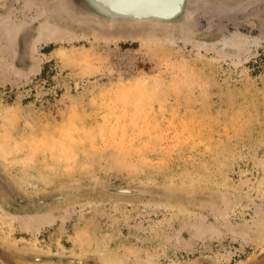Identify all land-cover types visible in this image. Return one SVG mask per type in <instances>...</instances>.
<instances>
[{"label":"rangeland","instance_id":"374dc122","mask_svg":"<svg viewBox=\"0 0 264 264\" xmlns=\"http://www.w3.org/2000/svg\"><path fill=\"white\" fill-rule=\"evenodd\" d=\"M177 4L137 19L92 0H0V214L16 217L14 230L0 219V264L264 256V0ZM47 24L78 37L35 51Z\"/></svg>","mask_w":264,"mask_h":264},{"label":"bare ground","instance_id":"6f19581e","mask_svg":"<svg viewBox=\"0 0 264 264\" xmlns=\"http://www.w3.org/2000/svg\"><path fill=\"white\" fill-rule=\"evenodd\" d=\"M178 1L180 2L181 0H92V4L96 3L97 4L96 6L101 8L99 11L101 15H102L101 12L107 13V12H112V10H114L122 14L127 13L129 15L136 17L137 19L144 18V17L155 18V16H158L159 18H162V19H168L172 15L175 14L173 10ZM22 27H23V24L19 26H16L15 24L9 25L7 28L8 36L10 38L15 37L19 33ZM64 36H67L71 39L78 37L77 35L73 33L60 30L58 26L56 25L47 24L45 27L39 28L38 35L33 41L32 48L33 50H35L36 46L41 42H44L47 44L49 42L57 41L58 39L62 40ZM36 69L37 68L32 67L30 69V72L36 71ZM0 219L2 220L4 225L6 224L8 225L10 229L14 230L12 222L14 221V219H16L15 216L10 215V219L9 221H7L5 217H3L2 214H0ZM52 221H53V218L48 213L44 214L43 217H37L35 215H26V216L21 217V220L19 221V226H20V229L25 233H38L42 225L51 223ZM11 245H14V244L11 243ZM31 249L34 250L35 249L34 246H32ZM112 256L113 255L109 256V254H107L105 258L102 259L103 262L105 264H125L123 261L117 258H114V256L113 257ZM142 264H148V263L144 262ZM258 264H264V258Z\"/></svg>","mask_w":264,"mask_h":264},{"label":"water","instance_id":"95a60500","mask_svg":"<svg viewBox=\"0 0 264 264\" xmlns=\"http://www.w3.org/2000/svg\"><path fill=\"white\" fill-rule=\"evenodd\" d=\"M94 27V26H91ZM96 28V27H94ZM99 29V28H97ZM0 186L3 190L9 192V189L0 181ZM104 192L109 193L111 195L115 196H144L147 194H150V191L148 188H117V187H104L101 188ZM68 191H64L60 194H55L53 196L47 197L44 200L39 201L40 203H51V202H57L61 199H63L66 196V193ZM11 194V193H10ZM264 256H259V258H254L251 261H249L247 264H258L260 261H262Z\"/></svg>","mask_w":264,"mask_h":264}]
</instances>
